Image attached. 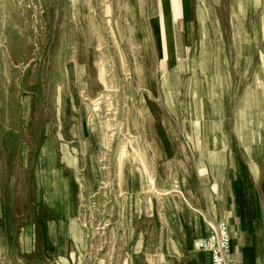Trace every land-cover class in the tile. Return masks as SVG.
I'll return each mask as SVG.
<instances>
[{"label": "rangeland", "instance_id": "obj_1", "mask_svg": "<svg viewBox=\"0 0 264 264\" xmlns=\"http://www.w3.org/2000/svg\"><path fill=\"white\" fill-rule=\"evenodd\" d=\"M151 1L0 0V264L201 257L168 242L149 162L178 142L199 155L202 137L216 157L248 161L230 165L221 219L235 227L234 258L243 264L249 245L264 264V0ZM49 164L67 190L61 209Z\"/></svg>", "mask_w": 264, "mask_h": 264}, {"label": "crops", "instance_id": "obj_2", "mask_svg": "<svg viewBox=\"0 0 264 264\" xmlns=\"http://www.w3.org/2000/svg\"><path fill=\"white\" fill-rule=\"evenodd\" d=\"M151 2L157 5L160 3L167 4L173 2V0H152ZM243 112L244 110L242 109V116H244ZM241 126H247V122L243 117L242 123L237 126L238 129H236V132H241L239 137L243 149L246 150V146H251L250 142H254L256 137L252 132H244L247 129H239ZM232 132H235V130L232 129ZM245 134H248V137H245ZM202 138L197 143H204L202 145L205 147L201 146L199 155H187L186 147L178 142L177 146H172L174 151H170V147H163V149L161 148L162 154L153 156L149 162L153 165L152 175L156 179L157 185H160L159 187L162 192L167 195V202L165 201L164 206L169 220L163 221V231L167 234L166 236L171 238L168 242L185 244L184 248H186L187 244L192 243H195L196 247L197 241L208 237L211 227L223 220L221 218L226 210V203L222 197L223 195L226 196L224 191L226 190V180L229 178L230 165L239 162H248L245 156L241 157L242 160L237 159L233 156V152L231 154V151H227L226 156L221 154V156L216 157L213 155L215 149H217L214 144V139L212 140L208 137ZM233 138L232 141L234 142L232 144L237 143L238 147V139L235 136ZM245 152L249 155L247 150ZM215 164H220L223 167V172L221 171L222 169L220 170V174L222 175L221 184L218 177L219 173H215L216 180L213 178V169L217 172V167L213 166ZM49 168L47 179L49 180L51 189L50 200L54 206L57 203L61 209V207L68 206L69 204L66 199L67 190L60 184L59 175L55 171H52L50 164ZM232 181L233 184L236 180L232 177ZM240 184L236 183V186L234 184L232 185V194H236L235 187L240 189ZM237 195L239 196L238 202L240 205L243 200L242 196H245V193L238 192ZM240 209L239 207L237 210ZM182 212H190L193 215L190 222H182ZM173 214L177 215L178 221L176 224L170 221V215L173 217ZM219 218L221 220L217 222ZM230 228L232 232V250H234L233 229L235 227L230 226ZM246 239L247 236L244 237V243L247 242ZM248 246L243 247V252L245 253L243 264H253L252 255H250L247 249ZM196 250L202 254L201 257L199 255H191L193 252H185L186 254L183 255L185 259L190 261L188 264H199V258H202L204 264H211L209 254L201 252L197 248Z\"/></svg>", "mask_w": 264, "mask_h": 264}, {"label": "built area", "instance_id": "obj_3", "mask_svg": "<svg viewBox=\"0 0 264 264\" xmlns=\"http://www.w3.org/2000/svg\"><path fill=\"white\" fill-rule=\"evenodd\" d=\"M196 248L211 257V264H239L232 253V232L224 219L211 227L208 237L200 239Z\"/></svg>", "mask_w": 264, "mask_h": 264}, {"label": "bare ground", "instance_id": "obj_4", "mask_svg": "<svg viewBox=\"0 0 264 264\" xmlns=\"http://www.w3.org/2000/svg\"><path fill=\"white\" fill-rule=\"evenodd\" d=\"M237 8H238V9H241V10L244 11V8L241 6L240 1H239V3L237 4ZM245 106H246L247 108H248V107H254V106H258V103L252 101V100L249 98L248 100L245 101ZM241 113H242V111L240 112V116H242ZM242 117H243V116H242ZM244 118H245V117H244ZM249 264H250V263H249Z\"/></svg>", "mask_w": 264, "mask_h": 264}]
</instances>
